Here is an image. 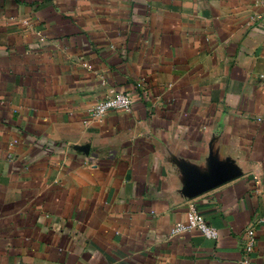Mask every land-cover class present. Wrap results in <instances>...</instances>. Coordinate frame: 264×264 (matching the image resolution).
I'll list each match as a JSON object with an SVG mask.
<instances>
[{
    "label": "crops",
    "instance_id": "crops-1",
    "mask_svg": "<svg viewBox=\"0 0 264 264\" xmlns=\"http://www.w3.org/2000/svg\"><path fill=\"white\" fill-rule=\"evenodd\" d=\"M111 88L132 111L90 119ZM190 206L217 240L173 234ZM246 261L264 264V0H0V264Z\"/></svg>",
    "mask_w": 264,
    "mask_h": 264
},
{
    "label": "built area",
    "instance_id": "built-area-1",
    "mask_svg": "<svg viewBox=\"0 0 264 264\" xmlns=\"http://www.w3.org/2000/svg\"><path fill=\"white\" fill-rule=\"evenodd\" d=\"M136 87L140 89L142 83H137ZM134 104L129 93L111 88L101 100L93 104L89 116L90 119H101L109 111L128 114L132 111ZM192 230L199 231L207 239L217 240L218 238L217 229L207 222L205 217L198 212L195 206L189 207L186 223H178L174 226L173 234H181ZM253 234L252 230L247 232L250 241L253 238ZM244 264H249V262L246 261Z\"/></svg>",
    "mask_w": 264,
    "mask_h": 264
}]
</instances>
